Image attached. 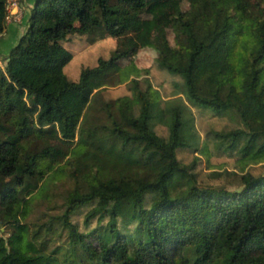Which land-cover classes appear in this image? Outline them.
<instances>
[{
  "label": "trees",
  "instance_id": "trees-1",
  "mask_svg": "<svg viewBox=\"0 0 264 264\" xmlns=\"http://www.w3.org/2000/svg\"><path fill=\"white\" fill-rule=\"evenodd\" d=\"M162 1L33 0L25 32L0 54V208L7 212L30 199L38 178L23 158L57 130L74 141L75 171H85L86 189L73 193L87 207L83 222L97 223L79 231L67 211L24 224V234H4L0 225V264H70L59 246L47 250L57 221L78 236L79 264H93L99 255L122 264H264V174L244 170L264 162V0H187V9L171 15L172 30L188 45L186 63L159 51L150 66L134 69L128 91L113 103L91 77L109 73L128 48L98 57L76 79L64 72L74 55L65 41L120 37L142 8ZM5 4L0 0V33ZM152 66L182 77L192 105L238 113L245 129L214 135L231 134L226 150L242 168L239 187L191 182L177 150H200L204 143L193 129L186 136L193 119L179 95L165 116L148 77ZM163 118L167 132L159 134L155 124Z\"/></svg>",
  "mask_w": 264,
  "mask_h": 264
},
{
  "label": "rangeland",
  "instance_id": "rangeland-1",
  "mask_svg": "<svg viewBox=\"0 0 264 264\" xmlns=\"http://www.w3.org/2000/svg\"><path fill=\"white\" fill-rule=\"evenodd\" d=\"M20 3L23 4L20 6L18 17L5 20V26L10 21L19 23L16 27L17 38L25 32V24L31 9L27 0H20ZM188 6L187 0L150 3L140 10L137 17L129 21L127 30L120 37L94 38L88 34L74 36L72 40L64 42L74 54L65 65L64 72L70 79H76L81 68L94 65L98 57H108L116 48L120 50L128 48L127 55L119 59L109 73L91 77L95 89L102 88L103 99L113 103L117 96L128 91L127 82L129 77L133 76L134 69L150 66L159 51L163 50L168 59L178 64L186 63L188 45L183 36L172 30L171 15L177 10L187 9ZM17 38L15 36V39H12L9 35L1 36L0 54H6ZM165 38L167 44L164 43ZM173 48L180 51H175ZM0 66H3L1 59ZM148 77L162 97L160 107L165 109V116L167 108L172 103L169 100L179 95L193 119V127L188 128L186 136L193 129L204 143L203 147L200 146V150L195 151L187 147L177 150V157L181 164L187 167L186 174L191 182L201 187L229 189L239 187V174L242 168L236 161L237 154L233 150H226L231 134L225 139L214 135L215 131L236 132L246 128L235 109L216 114L205 105H192L183 93L185 84L182 77L160 71L155 66L150 69ZM166 126L163 118L156 122L155 130L159 134H166ZM73 145L74 141L63 140L57 130H53L46 133L45 137L39 140L23 158V163L30 162L33 166L38 178V187L28 201L19 200L7 212L0 208V225L4 234L11 230L24 234V224L40 223L47 220L49 215L67 211L79 231H86L97 223L96 218H93L88 226L84 224V212L87 207L79 206L73 196L74 191L86 189L85 171L74 169L76 157L70 153ZM47 147L51 148L49 155L43 152ZM244 170H249L253 174H264V162H250L245 165ZM187 190L188 186L182 188L179 194H185ZM47 234L49 240L47 250L59 246L60 256L68 258L70 264L81 262L79 256L81 251L77 252L75 248L78 236L71 235L62 222H55ZM25 245L30 247L31 241L25 239ZM93 264H122V259L105 262L102 255H99Z\"/></svg>",
  "mask_w": 264,
  "mask_h": 264
},
{
  "label": "built area",
  "instance_id": "built-area-1",
  "mask_svg": "<svg viewBox=\"0 0 264 264\" xmlns=\"http://www.w3.org/2000/svg\"><path fill=\"white\" fill-rule=\"evenodd\" d=\"M20 0H6L5 8L6 15L5 20L17 18L20 14Z\"/></svg>",
  "mask_w": 264,
  "mask_h": 264
},
{
  "label": "crops",
  "instance_id": "crops-1",
  "mask_svg": "<svg viewBox=\"0 0 264 264\" xmlns=\"http://www.w3.org/2000/svg\"><path fill=\"white\" fill-rule=\"evenodd\" d=\"M25 2V1H24ZM27 2H28V4H29V6H31L32 5V3H33V0H27ZM23 4V3H22ZM20 23H21V20L19 21ZM17 24L19 25V23H15V22H8L7 23V26H5V28H4V30H3V32L2 33H0V37L1 36H10V38H12V39H15V36H16V38H17V36L18 35H16L17 33H16V27H18L17 26ZM27 24V23H26ZM26 24H25V26H26ZM18 39V38H17Z\"/></svg>",
  "mask_w": 264,
  "mask_h": 264
}]
</instances>
